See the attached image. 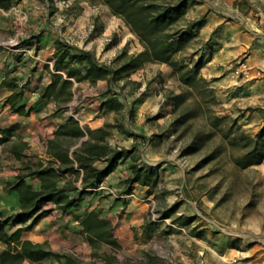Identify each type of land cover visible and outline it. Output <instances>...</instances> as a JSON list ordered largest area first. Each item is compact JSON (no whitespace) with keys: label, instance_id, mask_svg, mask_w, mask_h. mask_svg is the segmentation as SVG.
<instances>
[{"label":"rangeland","instance_id":"rangeland-1","mask_svg":"<svg viewBox=\"0 0 264 264\" xmlns=\"http://www.w3.org/2000/svg\"><path fill=\"white\" fill-rule=\"evenodd\" d=\"M141 1L157 8L184 1V14L173 30L192 37L184 38L178 57L189 66L202 64L199 75L206 86L188 89L171 69L166 75L161 63L152 62L158 65L148 69L145 89L153 91L156 99L153 109L141 117L146 135L137 141L139 147L129 141L124 144L126 137L139 134L133 131L138 121L134 108L144 90L130 79L136 69L109 77L110 92L121 108L110 116L112 127L108 130L112 143H121L112 148L123 153L112 169L117 171L118 189H107L105 206L95 211L110 222L114 244L105 243L107 235L90 244L81 234L75 216L87 211L89 202L84 198L66 212L70 219L55 232L56 239L42 242L57 256L33 264H263L264 115L260 112L259 128L253 131L247 110L230 106L217 95L214 80L206 77L205 69L215 59L221 42V27L215 23L257 24L259 14L264 15V0ZM198 21L202 23L197 26ZM108 25L122 37L129 39V32L136 40L130 42V48L121 53L118 50L104 61L117 70L140 54L134 43L143 48L142 52L144 46L124 19L114 15L105 3L12 0L10 8H0V85L14 79L27 106L34 103L35 94L40 96L41 105L48 100L44 97L45 84L53 68L48 63L51 59L45 60L41 53L44 31L60 32L63 42L78 51L73 44L80 42L88 47V40ZM118 39L113 32L105 36L103 49L117 44ZM238 60L230 62L231 72ZM19 65L24 71L18 69ZM77 91L82 92L79 88ZM78 97L80 102L81 93ZM147 140L145 151L142 144ZM250 161L258 163L244 166ZM133 167L157 168L156 184H132L129 192L123 193ZM102 230L105 234L109 228ZM4 247L0 243V251Z\"/></svg>","mask_w":264,"mask_h":264},{"label":"crops","instance_id":"crops-1","mask_svg":"<svg viewBox=\"0 0 264 264\" xmlns=\"http://www.w3.org/2000/svg\"><path fill=\"white\" fill-rule=\"evenodd\" d=\"M259 15V23H248L246 26L240 21L233 24L227 23L231 24V28H228L227 24H223V21L216 22L215 25H220L221 27V42L217 46L215 59L213 58L212 61L208 62V66L205 69L207 72L206 77L214 80L217 95H220L222 99L228 102V105L232 106L234 104L236 107L247 110L246 115L249 121L252 122L253 131L259 128L260 112L264 115V15ZM112 32L118 34V43L113 44L105 50L102 47L101 41ZM80 34L82 33L80 32ZM128 36L131 40L127 36L122 37L119 31L115 30L114 26L108 25V27H104L102 33L88 40L90 44L88 47L80 42L73 44V46L79 50L82 49L83 51L90 52L99 64L106 65L104 62L106 58H110L118 50L121 53V50L130 48V42L136 41L131 33L128 32ZM62 38L60 32L49 33L46 30L40 37V44L43 48L41 53L45 57V60L51 59L52 62H48L50 67H53L54 64V42L56 40L63 41ZM134 45L139 46L138 53L143 51V48L139 44L134 43ZM237 58L239 60L244 58L243 61L247 66L246 74L239 77L233 73L235 68L231 72L233 65H229L232 61L235 63ZM155 65L158 64L142 62L130 75V79L137 81L140 86H143L144 91L141 93V97L137 100L134 108L138 121L134 125L133 131L139 134L126 137L124 139L125 145H128L127 141H129V144L139 146L140 143L137 141L146 135L141 117L147 111L153 109L156 94L153 91L145 89L147 86L145 78H147L148 69ZM160 65L161 70L166 75L171 74L169 67L164 64ZM18 69L24 71L20 65ZM52 69H50L48 74L50 79L46 78L45 85L51 83L52 74H61L66 79L64 73L53 71ZM70 80L73 82L70 90L72 94L70 101L64 106L57 107L52 98H48L46 102L43 101L39 105L40 96L35 94L33 96H36V98L32 97V100L37 105L35 106L34 103L29 106L26 105V108L32 107L28 116L19 115L11 110L9 105L5 103L11 91L4 85H0V130L12 129L7 136V141L0 144V212L4 214L5 219L10 223H12L13 217L20 212L19 194L13 189V185L19 178L37 191L40 189V180L37 177L31 176L30 173L34 172L38 166L43 168L50 165L54 168L62 169L70 167V165L61 164L51 155L49 141L54 140L55 143L59 144L60 148L67 150L69 158L72 159V152L79 147L81 141L88 138L87 131L95 132L96 130L104 129L106 125L111 126L110 116L115 111L107 110L101 106V103L109 96L105 95V92L110 89V80H99L95 84H90L88 80H81L79 82ZM37 81L38 84L36 85H39L40 79L37 78ZM78 88L82 92H76ZM80 93L82 97L80 102H78V95ZM70 118L78 123L85 136L80 140H73L62 136L55 137L54 133L56 130L65 125ZM106 130L109 132L108 128ZM90 142L92 143L93 140L91 139ZM148 142L149 140L145 144H142V146L146 147L145 151H148ZM98 143L107 145L110 149L121 144L119 142H114L113 144L110 134ZM117 148L119 149V147ZM12 149H15L18 154L12 153ZM93 166L103 169L106 166V162L95 160ZM73 167L76 172H68L61 175L58 186L69 187L66 190V195L71 200L78 201L87 198L89 202L87 211L104 207L106 200L103 196L109 192L107 189L110 191L118 189V186H115L117 171H110L100 179L95 187L86 189L82 187V170L77 168L76 164H73ZM135 185L137 184L135 183ZM43 208L52 209V211L32 225L30 221L25 223L26 226L30 225V228L22 234V240H29L35 243H42L51 239L54 241L56 239L55 232L62 223H67L70 219L66 215V212H61L51 202H47ZM58 212L59 214L57 215ZM75 224L77 223L75 222ZM20 227H22V224L17 223L11 227L10 231H14ZM55 247H58V245H55ZM262 258L264 259V252L262 253Z\"/></svg>","mask_w":264,"mask_h":264},{"label":"trees","instance_id":"trees-1","mask_svg":"<svg viewBox=\"0 0 264 264\" xmlns=\"http://www.w3.org/2000/svg\"><path fill=\"white\" fill-rule=\"evenodd\" d=\"M97 1H102L114 15L124 19L131 31L143 44L144 52L131 57L128 63L114 70L110 66L99 64L90 52L76 51L63 41L56 40L54 42L53 69L63 72L66 79L61 74H52V81L46 86L44 97L53 98L58 106H64L72 96L70 90L73 82L70 79L75 82L88 80L90 84H95L99 80H110L109 77L116 73L133 71L145 61L165 64L177 76L178 81L188 89L197 90L200 85H204L199 75L202 64L197 62L193 66H189L186 60L178 57L184 47V38L192 37V34L185 31L175 32L173 30V26L184 14V1L158 8L145 5L141 0ZM11 5L12 0H0V8L2 9L6 10ZM151 8L153 9L151 10ZM201 23V21H198L195 25L198 26ZM2 85L11 91L5 103L9 105L14 113L28 116L32 107L26 108V103L23 101V92L15 80L3 82ZM105 95L109 96L101 103V106L107 110L118 111L121 108V103L117 101L116 96L110 92V89L105 92ZM110 127L112 126L106 125L104 129L95 132L87 131L88 138L81 141L79 147L72 152V159L69 158L67 150L60 148L54 140L49 141L51 155L61 164L70 165V167L62 169L50 165L43 168L38 166L34 172L30 173L31 176L40 180V189L37 191L21 178L13 185V189L19 194L20 212L13 217L12 223L8 222L4 214L0 212V243L5 246L0 251V264H22L23 262L33 264L57 256L46 248L45 243H33L21 239L22 234L30 228V225L29 227L17 228L14 231H10V229L17 223L25 224L30 221L32 225L50 214L52 209L43 208L47 202L53 203L63 213L78 204L79 200H71L66 195L68 186H58L61 175L76 172L73 164H76V167L82 170V187L86 189L95 187L102 177L112 171L117 161L122 157L123 152L98 143L109 134L106 129ZM11 131L12 129L0 130V144L7 141V136ZM54 135L55 137L62 136L73 140H80L85 136L78 123L72 118L68 119L65 125L59 127ZM91 139L93 140L92 143L90 142ZM12 153L18 154L15 149H12ZM246 157L243 159H246ZM95 160L105 161L106 166L103 169H98L93 166ZM256 163L258 162L250 161L245 163L244 166ZM156 171L157 168L133 167L131 175L127 179V189L123 193H128L129 187L135 183L147 187L154 186L157 181ZM75 220L80 226L81 234L85 236L90 244H94L104 235L108 236L104 240L105 243L114 244L113 240H110V222L100 218L95 210L85 211L82 215L75 216ZM103 227L109 228V231L105 234L102 230Z\"/></svg>","mask_w":264,"mask_h":264},{"label":"built area","instance_id":"built-area-1","mask_svg":"<svg viewBox=\"0 0 264 264\" xmlns=\"http://www.w3.org/2000/svg\"><path fill=\"white\" fill-rule=\"evenodd\" d=\"M247 72V66L245 65L244 61L238 60L233 73L235 76L239 77L245 75Z\"/></svg>","mask_w":264,"mask_h":264}]
</instances>
